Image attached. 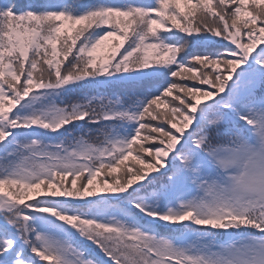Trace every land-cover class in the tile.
Returning a JSON list of instances; mask_svg holds the SVG:
<instances>
[{
	"label": "snow or ice",
	"instance_id": "6c2138e0",
	"mask_svg": "<svg viewBox=\"0 0 264 264\" xmlns=\"http://www.w3.org/2000/svg\"><path fill=\"white\" fill-rule=\"evenodd\" d=\"M0 217V264H264V0H0Z\"/></svg>",
	"mask_w": 264,
	"mask_h": 264
},
{
	"label": "trees",
	"instance_id": "16d2710c",
	"mask_svg": "<svg viewBox=\"0 0 264 264\" xmlns=\"http://www.w3.org/2000/svg\"><path fill=\"white\" fill-rule=\"evenodd\" d=\"M104 51H106V49H102L98 51V54H102ZM195 51V49H194ZM178 79V78H177ZM198 83V82H197ZM206 87H210V86H206ZM0 220H2V217H0Z\"/></svg>",
	"mask_w": 264,
	"mask_h": 264
}]
</instances>
